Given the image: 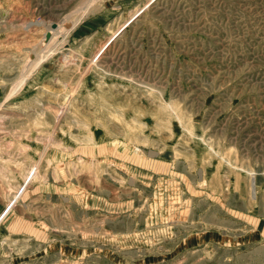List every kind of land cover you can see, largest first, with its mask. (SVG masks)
Returning a JSON list of instances; mask_svg holds the SVG:
<instances>
[{
    "label": "rangeland",
    "instance_id": "obj_1",
    "mask_svg": "<svg viewBox=\"0 0 264 264\" xmlns=\"http://www.w3.org/2000/svg\"><path fill=\"white\" fill-rule=\"evenodd\" d=\"M0 264H264V0H0Z\"/></svg>",
    "mask_w": 264,
    "mask_h": 264
}]
</instances>
